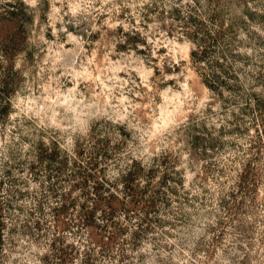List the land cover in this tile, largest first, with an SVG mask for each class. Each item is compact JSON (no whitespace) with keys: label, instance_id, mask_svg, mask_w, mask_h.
<instances>
[{"label":"rangeland","instance_id":"obj_1","mask_svg":"<svg viewBox=\"0 0 264 264\" xmlns=\"http://www.w3.org/2000/svg\"><path fill=\"white\" fill-rule=\"evenodd\" d=\"M133 2L114 0L120 13L113 12V18L129 23L127 32L123 26L109 29L103 25L107 13L64 15L68 0L62 8L56 3L62 21L57 20L55 27H65L84 41L81 53L74 43H65L67 33L52 35L53 0H38L35 7L23 0H0V15L14 9L18 20L13 27L7 17L0 22V108L6 107L0 111V264H180L185 260L187 264H264V105L239 119L235 128L236 111L231 109H236L240 92L223 90L219 95L211 91L191 56L188 61L180 59L179 64L171 55L165 56L162 73L157 67L159 57L168 49L160 47L152 57L153 45L131 27L136 18L124 5ZM165 2L151 0L143 9L137 6L141 21L137 27L147 32L149 24H158L159 31L153 29L149 36L163 39L159 32H165L168 39L175 38L181 45L186 41L193 44L194 39L185 35L186 28L191 33L199 29L198 34L201 30L218 33L219 42L205 62L210 64L217 53L227 49L223 64L238 77L241 93L247 92L250 84L256 93H264V35L255 30L264 32V0H194L195 6L170 0V9ZM99 4L100 0H95L92 7ZM93 23L96 31H92ZM10 33H17L16 43L7 37ZM241 33L247 39L240 38ZM41 34L52 45L51 56ZM60 44H65V49L53 71ZM249 48L252 55L238 51ZM93 51L95 60L89 64ZM132 53L133 59L140 57L146 67L158 70L150 78L152 92L133 88L130 81L124 89L117 86L108 97L100 81L72 78L73 69L87 67L93 77L100 75L104 80L97 69L107 67L106 54L123 66ZM175 55L180 58L182 53ZM186 69L192 72L188 84L196 98L191 102L193 109L199 99L208 97L201 109L203 118L195 111L188 112L186 119L176 113L175 124L156 130L152 125L158 123L159 93L169 86L180 91L177 81H165L164 76L183 72L179 77L183 83ZM116 75L128 78L123 71ZM131 77L139 83L135 72ZM105 82L109 87L113 84ZM77 83V100L82 103L73 105L75 110L53 106L36 115L37 108L51 104L46 97L66 93ZM121 91L132 103L141 105L134 111L128 108L126 119L122 117L127 103L119 105L116 99ZM136 91L141 97L133 96ZM150 97L155 102L145 108ZM217 103L220 110L213 112ZM186 110L187 104L181 111ZM216 117L224 118L219 128L212 123ZM251 130H257L255 135H250ZM209 140H215V147L204 152ZM130 168L138 171L134 181L131 179L139 192L135 207L111 216L105 204L96 203L90 187L102 183L120 186V176ZM188 173L194 176L185 187ZM161 177L174 191L158 188ZM153 192H157L154 206L146 211L144 203ZM92 208H96V228L82 225L85 213Z\"/></svg>","mask_w":264,"mask_h":264},{"label":"clouds","instance_id":"obj_2","mask_svg":"<svg viewBox=\"0 0 264 264\" xmlns=\"http://www.w3.org/2000/svg\"><path fill=\"white\" fill-rule=\"evenodd\" d=\"M82 2L84 3L83 7H82ZM23 3L29 4L35 7V5L38 3V0H23ZM56 3H60L61 8H62L65 3V0H53L52 16L50 17V19L52 20V24L49 25L50 27H52V35L56 36L58 31H63L67 33V41L65 43H69V42L74 43L79 48V51L81 53L84 52L85 51L83 47L84 41H82L80 38H78L73 33L68 32L67 28L65 27H61L60 29H57L55 27V22L57 20L62 21V17L59 15V13L61 12V8L55 7ZM93 3H95V0H76V2H72V0H68V11L65 12L64 15H68L70 13L72 16H76L78 13L82 11L87 13L88 15H91L92 12H95L97 15L107 13V18L103 21V25H107L109 29H116L119 26H123L124 31L126 32L129 31L130 29L129 23H126L123 20L113 18V15H112L113 12H115L117 15H119L120 13V6L116 5L114 3V0H100L99 7L97 8L92 7ZM182 3L183 4H193V6H195L194 0H182ZM109 4H111L112 7H106ZM145 4H151V0H135V2L133 3H125L124 6L131 8L132 9L131 15H133L136 18V24L132 25L131 27H134L136 31H139L147 39L148 44L153 45V50L151 53L153 58L156 57L157 50L160 47H164L168 49V51L164 55L159 57L160 63L157 65V67H159L161 72L163 73V61L165 59V56L167 55H171L173 62L176 64L180 63V59L188 61L190 59V51L196 50V45L188 41H186L183 45H181L176 42L175 38L168 39L165 32H159V37H162L163 39L157 38L154 40L151 36H149V32H152L153 29H156L157 31H159L158 24H149L147 32H145L143 28L137 27L141 21H140V13L137 12L135 9L137 8V6L143 9V6ZM171 6L172 5H171L170 0H166L165 7L170 9ZM176 6L180 7V5H176ZM249 7L251 8V4H249ZM96 18L97 16L94 15L92 17L93 21H95ZM245 19H247V17H245ZM96 30H97V25L93 23L92 31H96ZM255 30L259 32L261 35H264V32H261L260 29L257 28ZM240 38L247 39L246 35L243 33H241ZM40 39L44 41L45 44H48V54L49 56H51L52 55V45L49 44V42L45 39L43 34H41ZM101 39H103V34L101 36ZM53 43L55 42L53 41ZM137 46L141 49L144 48V45L142 44H138ZM58 48L60 51L55 52V59H53L52 61L53 71H55V65L61 59V51L65 49V44L58 45ZM67 51L71 52L73 51V49H68ZM177 51L182 53L180 58H177L175 55ZM238 51L247 52L248 55H252V49L250 48L249 49H238ZM77 55H79V53H77ZM95 56H96V52L93 51L92 57L88 60L89 64L93 63V61L95 60ZM134 56H135V53H132L131 55H129L127 57L128 62L124 64L123 66H121L120 61L112 62L111 60H109L108 54H106L104 59L108 61L107 67L105 69H97L98 72L103 73L104 80H101L100 75H96L95 77H93L92 73L89 72L87 67H83L82 71H77L73 69L71 72V75L74 81H79L81 78H83L84 80L94 79L95 81H100L104 89L107 90L108 97L112 96L113 89H115L117 86H119L120 89H124L125 87H127L130 81H131L133 88L143 87L147 89V92H152L154 85L152 82H150V78L153 77L155 70L153 67H146L144 64V61L140 59V57H135V59H133ZM47 62H48V59L46 57L45 63ZM73 63H75V61H73ZM17 67H19V65H17ZM186 70L188 72V75L185 76L183 83H181L179 80V77L181 75H184L183 72L179 74L164 76L165 81H171V80L177 81L180 87V91H174L173 87L169 86L163 89L159 93V96L161 98V103L157 105V108L159 109V116L155 118L158 121V123H155L152 125V127L155 128L156 130H159L161 128H167L170 125L175 124L176 121L173 119V117L176 113H180V115L184 116L186 119L188 112L195 111L196 113H201V109L205 107L206 101L208 100L207 96H205L202 99H199L198 103L195 106V109H193L191 102L196 98L194 96V93L190 90L189 84H188V80L191 78L192 72H191V69H186ZM121 71L127 74L128 76L127 79H123L119 77L118 75H116L117 73ZM108 72H111L112 75L108 76L107 75ZM132 72H135L137 74L139 78V83H137L135 79H132L131 77ZM105 81H113L112 86L109 87ZM77 88H78V83L74 84L72 87H69L66 93L57 92L54 98L51 96L46 97L45 99L50 100L51 104L47 105V107L41 106L40 108H37L36 115H39L41 111H47V108H50L53 106L67 107L68 110H75L73 105L78 106L80 103H82V101L77 100ZM207 91H208V88L205 87V92ZM128 92H132V88H128ZM144 95H147V93H144ZM225 95L227 96L228 93L225 92ZM133 96L141 97V92L136 91L133 93ZM116 99L118 100L119 105H124L125 103H127V107L124 108V115L122 117L123 119H126L127 115L129 114L128 108H131L134 111L136 108L141 107V105L138 103H132L129 100V97L123 91L120 92V95L116 97ZM154 102H155L154 98L150 97L149 104H145L144 107L145 108L150 107V105ZM29 104L31 105L32 102L30 101ZM185 104H187V110L181 111V109L184 108ZM15 106L17 108H20V112H25V109L21 108L20 104H16ZM29 110H31V108ZM219 110H220V104L217 103L212 108V111L218 112ZM231 110H235L237 112L239 111L238 109H231ZM19 114H20L19 112L16 113L14 116L11 117V119H15V116ZM53 115H58V113L53 112ZM201 117L203 118L202 113H201ZM229 118L231 117L229 116ZM217 119L219 120V123H216ZM183 122H184L183 120L180 121V123H183ZM212 123L216 124V127L219 128L221 124H224V118L223 117L212 118ZM148 134H149L148 132L145 133V135H148ZM152 134L154 135V133ZM250 135H255V130H251ZM25 147H27V145H25ZM145 151H147V148H145ZM157 151H159V149H157ZM184 159H187V154H185ZM193 176H194V173L187 174L185 187H187V181H190ZM261 252L264 253V249H261ZM184 255L188 257L189 259H191L187 251L184 252ZM241 259H243V257H241ZM261 260L264 261V256H261ZM180 264H187V260L181 261Z\"/></svg>","mask_w":264,"mask_h":264},{"label":"trees","instance_id":"obj_3","mask_svg":"<svg viewBox=\"0 0 264 264\" xmlns=\"http://www.w3.org/2000/svg\"><path fill=\"white\" fill-rule=\"evenodd\" d=\"M4 6H8L7 3L4 4ZM7 17V20L9 24L13 27V25L17 24V14L12 11H6L5 15H0V22L4 21V18ZM189 19H191L190 15L188 16ZM190 22V20H189ZM188 30V28H186ZM186 30V31H187ZM185 32V35L187 37L194 39L193 44L196 45V50L191 52V60L195 66V68L198 71L199 76L202 78L203 83L207 85V87L211 91L217 92V94L221 95L223 90H230V92H240L239 95H237V98L240 99L238 104H235V108L239 111L233 112V127L237 128L239 119L246 118L250 115L252 111L259 110L264 105V93H256V91L252 88L254 84H250V88H248L247 92L241 93L240 85L238 84V77L233 76L230 71V66H224L223 61L227 59V52L228 50L225 49L224 53L222 51L218 54L217 57L210 60L211 63L207 64L205 61L208 56H206L208 53L211 52L213 47H216L219 42V36L218 33L214 32L212 35L202 33L201 35L198 34V31H194L191 33L189 30L188 32ZM183 32V33H184ZM135 33V32H134ZM138 34V33H135ZM207 34V35H206ZM17 36V33H10L7 35V37H10L12 43L15 42V38ZM4 39V38H3ZM2 39V40H3ZM6 44V43H5ZM216 56V55H214ZM220 60L222 62H220ZM152 62L154 60H151ZM158 71L157 69H155ZM256 80H254L255 83ZM231 83V84H228ZM226 84L228 86H226ZM238 84V85H237ZM257 86V85H255ZM243 105V106H241ZM6 107L0 108L1 110L5 111ZM257 131V130H255ZM219 133L222 131L219 130ZM258 133V132H257ZM218 134V133H217ZM194 140H197V138H194ZM215 140H209L207 144L204 146V152L212 150L215 146ZM94 170V169H93ZM129 172H125L120 176L121 185L118 186L117 183L114 185H108L107 183L102 184H94L90 187V194L92 193L94 198L96 199L97 204H105L107 206L109 215L115 216L119 214L126 213L130 206L133 205L135 207L136 197H138L137 187L134 185V182L132 183L131 179L134 181V177L138 171H135V169H128ZM166 178L161 177L162 182L158 183V188H168L169 190L174 191V187L170 188V186L167 185V183L164 181ZM2 180L0 178V188H1ZM151 184H148L144 188H148ZM2 189V188H1ZM171 196L174 195L172 191H170ZM157 195V192H153V194L149 197V199L144 203V209L148 211L154 206L155 203V197ZM1 211V206H0ZM96 208H92L91 210H88L85 213V217L83 220L82 225L83 226H90V227H98L94 224V217H95ZM114 227V226H113ZM2 248V244L0 242V250Z\"/></svg>","mask_w":264,"mask_h":264}]
</instances>
